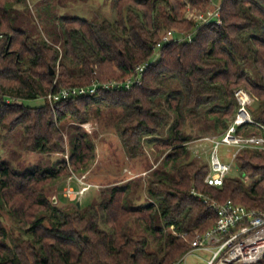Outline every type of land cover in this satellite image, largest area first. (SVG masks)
I'll list each match as a JSON object with an SVG mask.
<instances>
[{"label":"trees","instance_id":"16d2710c","mask_svg":"<svg viewBox=\"0 0 264 264\" xmlns=\"http://www.w3.org/2000/svg\"><path fill=\"white\" fill-rule=\"evenodd\" d=\"M24 2L0 0V132L20 134L25 149L45 153L64 147L57 122L83 124L103 108L122 109L125 149L137 156L154 143L166 155L149 181L147 204L138 207L130 182L108 188L99 204L60 207L48 188L62 178L66 161L42 171L1 164L0 209L20 234L9 232L0 213V264H176L195 233L218 220L203 198L264 212V151L241 150L238 176L216 188L205 182L210 165L192 157L194 139L186 133L195 117L224 134L238 112L235 91L245 89L254 98L255 124L240 130L264 135V0H216L222 24L201 26L187 21L185 10L204 12L208 0H114L113 20L57 18L60 47L20 27L13 8ZM168 30L174 38L164 43ZM138 66H145L142 84L130 90L98 91L55 108L47 101L52 91L137 78ZM40 99L41 106L25 105ZM95 151L85 131L71 136L76 170H87ZM133 223L145 235L135 234ZM184 233L186 240L177 236Z\"/></svg>","mask_w":264,"mask_h":264},{"label":"rangeland","instance_id":"374dc122","mask_svg":"<svg viewBox=\"0 0 264 264\" xmlns=\"http://www.w3.org/2000/svg\"><path fill=\"white\" fill-rule=\"evenodd\" d=\"M114 0H26L21 5L14 6V12H18V23L21 28L34 34H40L49 40L50 44L60 47L62 40L57 18L62 16H75L85 19L106 18L113 20L116 16ZM216 0H208L207 11L215 10ZM201 12V13H204ZM200 13L185 10V19L195 23V17ZM169 31V30H168ZM59 43H58V42ZM109 80L100 83H109ZM95 82L90 85L93 86ZM82 86V87H90ZM253 106L254 98L252 96ZM44 100L25 102L30 107L43 105ZM51 108H55L51 106ZM251 111V110H250ZM123 116L122 109L103 108L100 117L93 118L87 123H79L73 119L56 124L63 137L64 147L55 146L45 153L32 152L25 149L21 142V135L6 138V131L0 132V166L5 163L18 171L26 169L46 170L50 168L64 167L66 161V172L60 180L54 182L48 188L51 199H56L60 207L68 204L79 203L81 208L99 204L104 198V191L117 185L127 182L133 183L130 194L131 205L138 207L148 202V185L153 178V173L160 169V165L166 154L161 155L154 147V143L144 145L143 153L135 156L126 150L119 131V120ZM85 131L91 136L95 144V159L87 170H76L70 163V138L79 132ZM186 133L193 136L189 143V151L192 157L200 162H208L212 152V142L221 134H217L211 126L205 125L195 117L189 119ZM209 139V141H208ZM158 140V139H155ZM64 152H63V151ZM201 152V156H197ZM235 148L220 146L219 155L225 162L232 163ZM240 153V152H239ZM233 169L229 176H238L235 160L232 163ZM73 189V191H71ZM72 196V197H71ZM4 223L13 235H19L17 225L0 209ZM133 232L137 235H145V232L135 223L132 224ZM156 248L153 246L152 248ZM197 257H207L204 252L195 253ZM189 264H198V259L190 257Z\"/></svg>","mask_w":264,"mask_h":264},{"label":"built area","instance_id":"2783aa9c","mask_svg":"<svg viewBox=\"0 0 264 264\" xmlns=\"http://www.w3.org/2000/svg\"><path fill=\"white\" fill-rule=\"evenodd\" d=\"M194 21L197 26L211 23L222 24L220 5H216L214 11L200 12ZM173 34V31H168L162 38L163 42H170L174 38ZM183 40V37L177 39L180 42ZM188 41L191 42L192 37H188ZM160 46L161 44H158L157 48ZM144 70L145 66H138L136 69L137 78L124 81H111L105 84L95 82L90 87L52 91L47 96V101L51 106H54L56 103L70 98L95 96L98 91L130 90L134 86L142 84ZM235 97L239 104L235 120L219 138L210 140L212 142V152L209 158L210 172L205 182L216 188L224 185L226 177L233 169L232 163L241 150L264 151V135H245L244 131L240 130L245 125L255 124L250 111L252 96L245 89H238L235 91ZM6 102L11 103L13 100L6 99ZM222 145L237 150L236 154H233L232 163L221 159L219 149ZM196 154L198 157L201 156V152ZM199 197L203 198L202 195ZM203 199L208 207L218 215V220L209 230L195 233L190 250L176 264H189L190 257L197 258L198 264H264V212L248 209L232 200L210 202L207 198ZM177 236L185 240L187 238L186 233L177 234ZM197 252H204L207 257H197L195 254Z\"/></svg>","mask_w":264,"mask_h":264},{"label":"water","instance_id":"95a60500","mask_svg":"<svg viewBox=\"0 0 264 264\" xmlns=\"http://www.w3.org/2000/svg\"><path fill=\"white\" fill-rule=\"evenodd\" d=\"M50 73L53 75L54 74V70L53 69H50ZM54 203L57 204V200L54 199ZM78 206H80V204L78 203Z\"/></svg>","mask_w":264,"mask_h":264}]
</instances>
